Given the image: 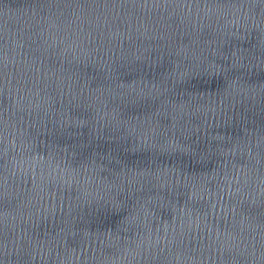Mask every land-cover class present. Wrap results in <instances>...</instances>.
<instances>
[{
  "label": "water",
  "instance_id": "1",
  "mask_svg": "<svg viewBox=\"0 0 264 264\" xmlns=\"http://www.w3.org/2000/svg\"><path fill=\"white\" fill-rule=\"evenodd\" d=\"M0 264H264V0H0Z\"/></svg>",
  "mask_w": 264,
  "mask_h": 264
}]
</instances>
